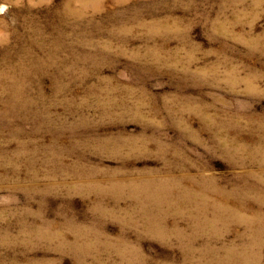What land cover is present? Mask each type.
Segmentation results:
<instances>
[{
  "label": "rangeland",
  "instance_id": "1",
  "mask_svg": "<svg viewBox=\"0 0 264 264\" xmlns=\"http://www.w3.org/2000/svg\"><path fill=\"white\" fill-rule=\"evenodd\" d=\"M0 6V264H264V0Z\"/></svg>",
  "mask_w": 264,
  "mask_h": 264
},
{
  "label": "clouds",
  "instance_id": "2",
  "mask_svg": "<svg viewBox=\"0 0 264 264\" xmlns=\"http://www.w3.org/2000/svg\"><path fill=\"white\" fill-rule=\"evenodd\" d=\"M5 10L4 6H0V12H3Z\"/></svg>",
  "mask_w": 264,
  "mask_h": 264
}]
</instances>
